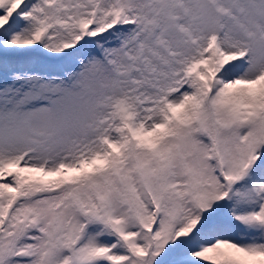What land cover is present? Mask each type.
Segmentation results:
<instances>
[{
  "label": "snow or ice",
  "instance_id": "6c2138e0",
  "mask_svg": "<svg viewBox=\"0 0 264 264\" xmlns=\"http://www.w3.org/2000/svg\"><path fill=\"white\" fill-rule=\"evenodd\" d=\"M0 264H264V0H0Z\"/></svg>",
  "mask_w": 264,
  "mask_h": 264
}]
</instances>
